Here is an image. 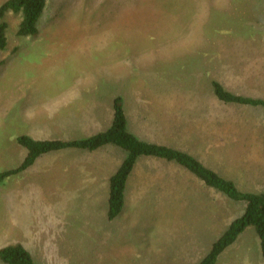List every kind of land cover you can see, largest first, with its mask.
Wrapping results in <instances>:
<instances>
[{
	"label": "rangeland",
	"instance_id": "1",
	"mask_svg": "<svg viewBox=\"0 0 264 264\" xmlns=\"http://www.w3.org/2000/svg\"><path fill=\"white\" fill-rule=\"evenodd\" d=\"M2 20L0 172L22 161L20 133L65 141L104 130L120 93L137 136L194 155L241 191L264 189V107L224 104L210 84L264 99V0H47L27 36L19 14ZM124 154L61 148L3 177L0 247L20 243L35 264H195L243 211L146 157L110 220L108 178ZM215 264H264L253 228Z\"/></svg>",
	"mask_w": 264,
	"mask_h": 264
},
{
	"label": "trees",
	"instance_id": "2",
	"mask_svg": "<svg viewBox=\"0 0 264 264\" xmlns=\"http://www.w3.org/2000/svg\"><path fill=\"white\" fill-rule=\"evenodd\" d=\"M46 1L5 0L0 4V50L4 49L7 44V23L2 20L5 13L10 11L19 14L18 35H33L37 31V21L44 10ZM244 13L248 18L253 17L248 12ZM210 84L214 97L224 104L237 103L264 107V99L262 98L234 93L217 80L211 81ZM124 102L120 93L114 96L109 125L104 130L85 138L63 141L37 139L20 133L16 137V143L23 148L24 157L18 167L1 171L0 180L31 166L38 157L47 152L61 148L91 152L106 145L116 146L125 154L119 166L108 178L107 218L111 220L121 212L125 202V188L128 178L139 159L148 157L175 163L200 180L205 186L221 192L231 200L244 203L242 213L229 222L225 230L211 243L207 253L195 264H215L218 255L230 246L248 226L253 228L258 237L260 254L264 260V189L260 192L241 191L231 179L222 177L194 155L164 143L140 138L128 126ZM0 260L4 264H35L29 251L17 242L0 247Z\"/></svg>",
	"mask_w": 264,
	"mask_h": 264
}]
</instances>
